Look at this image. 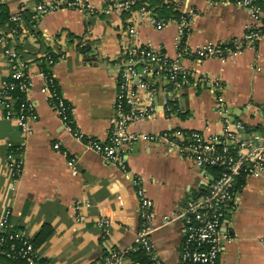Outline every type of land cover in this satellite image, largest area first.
Wrapping results in <instances>:
<instances>
[{
  "label": "crops",
  "instance_id": "crops-1",
  "mask_svg": "<svg viewBox=\"0 0 264 264\" xmlns=\"http://www.w3.org/2000/svg\"><path fill=\"white\" fill-rule=\"evenodd\" d=\"M117 1L90 0L87 10H58L31 23L29 19L17 44L21 60L29 66L30 101L37 118L30 123L32 134L26 135L16 120L4 117L0 105V221L10 210L11 228L28 236L43 264H90L112 250L134 246L140 227L138 179L154 203L155 253L165 264H180L184 220L174 218L166 224L163 218L206 195L215 175L212 168L189 160L180 150L182 138L172 134L179 130L220 136L225 116L244 122L249 130L264 131V42L224 60L180 57L176 46L181 16L193 17L187 43L196 47L229 43L245 34L247 10L207 0H178L166 9L154 2L148 14L104 11ZM22 6L30 15L34 0H0V15L3 7L11 15ZM173 12L181 16L174 17ZM172 17L164 27L153 23ZM130 26H136V39H128ZM129 42L152 47L193 76L217 78L228 107L220 114L216 91L174 88L162 63L140 62L138 70L147 66L149 71L141 81L135 80L133 88L144 106L154 108V115L129 126L141 139L123 150L120 161L111 163L66 130L41 93L46 84L41 70L52 71L83 138L104 142L116 118L121 73L127 65L122 49ZM2 51L0 44V86L8 75ZM50 54L65 57L50 67L42 61ZM164 134L171 137L165 139ZM152 135L159 139L146 138ZM9 144L23 149V172L14 192L4 165ZM239 183L223 225L236 238L225 246L220 264H264V170L256 176L246 174ZM77 202L90 206L78 213ZM78 214L85 219L80 221ZM103 219L109 221L106 232L99 225ZM125 264L141 262L127 257Z\"/></svg>",
  "mask_w": 264,
  "mask_h": 264
},
{
  "label": "built area",
  "instance_id": "built-area-1",
  "mask_svg": "<svg viewBox=\"0 0 264 264\" xmlns=\"http://www.w3.org/2000/svg\"><path fill=\"white\" fill-rule=\"evenodd\" d=\"M211 4L232 5L249 12L250 21L246 25V32L231 42L214 44L209 43L196 47H189L188 34L193 17L181 16L178 20L177 48L179 56L199 58H233L241 54L244 49H255L257 44L264 42V0H207ZM158 2L160 7L172 8L178 0H120L105 9L111 11L131 13L134 10L148 14L151 6ZM90 0H34L29 23L40 17L65 9L87 10ZM25 6L10 15V25L0 31L2 57L8 67V75L0 86V105L7 120H16L22 132L32 134L31 121L37 118L30 101L32 78L29 66L21 60L17 44L23 40L26 20ZM173 17L165 20H153L157 27L167 26ZM136 26L128 28V39H136ZM122 54L127 62L123 68L116 105V118L107 141L100 142L94 139H84L72 117V107L66 100L52 71L41 70V76L46 84L41 93L46 95L50 105L61 118L64 126L76 139L84 140L87 148L103 156L111 163L121 160L125 148L131 147L141 139V136L129 130L132 123L148 120L154 115V108L144 106L133 88L135 80L141 81L143 75L149 71L147 66L138 70V64L143 61L162 63L168 70V77L174 88L181 89L190 86L207 88L217 92V110L225 114L228 103L224 96V87L217 78L211 75L193 76L184 70L180 62L170 63L161 52L150 46L138 45L129 42L123 45ZM65 56L63 54L46 55L43 62L54 66ZM154 92V90H152ZM164 134V138L171 137ZM173 136L182 138L180 150L200 168H218L219 172L211 180L206 195L193 200L178 213L165 216L164 223L171 219L184 220V246L180 255V264H220V257L226 245L236 238V234L223 230L227 214L231 211L233 192L246 174L256 176L264 170V131L249 130L244 122L225 116L220 136H206L200 132L183 133L176 130ZM157 141L159 136L146 137ZM59 149V144H55ZM75 160H70L74 166ZM5 168L11 191H16L23 172V149L20 146L9 144V151L5 159ZM139 199L140 227L137 232L136 244L126 251L112 250L99 261L90 264H125L126 255L130 251L142 250L151 264H165L159 259L152 245V235L156 229L154 203L148 197L142 180L135 182ZM240 184V183H239ZM90 206L89 202H77L75 210L79 213L82 207ZM11 211L5 212L0 221V253L9 260L24 261L25 264H43L38 257L33 243L28 236L10 226ZM83 221V215L78 214ZM99 225L106 232L109 225L107 219L100 220Z\"/></svg>",
  "mask_w": 264,
  "mask_h": 264
},
{
  "label": "trees",
  "instance_id": "trees-1",
  "mask_svg": "<svg viewBox=\"0 0 264 264\" xmlns=\"http://www.w3.org/2000/svg\"><path fill=\"white\" fill-rule=\"evenodd\" d=\"M158 3V2H157ZM158 5L160 6V4L158 3ZM164 9H166L165 7H163ZM174 17L177 16H181L179 13L176 14V12L172 13ZM9 18H10V14L8 13L7 8L3 7L2 9V13L0 15V31L5 30L9 25ZM29 19H31V14L29 15L27 12L25 13V22H27ZM18 49V48H17ZM19 54L21 55L20 51ZM211 172L213 173V175L216 176V173L219 172L218 168H212ZM131 258L135 261H140L141 264H147L149 263L148 258L146 257V255L144 254V252L142 250H135V251H130L127 253L126 258ZM0 258L6 263V264H25L24 261H17V260H9L7 259L5 256H3L0 253Z\"/></svg>",
  "mask_w": 264,
  "mask_h": 264
},
{
  "label": "water",
  "instance_id": "water-1",
  "mask_svg": "<svg viewBox=\"0 0 264 264\" xmlns=\"http://www.w3.org/2000/svg\"><path fill=\"white\" fill-rule=\"evenodd\" d=\"M0 264H6V263L0 258Z\"/></svg>",
  "mask_w": 264,
  "mask_h": 264
}]
</instances>
